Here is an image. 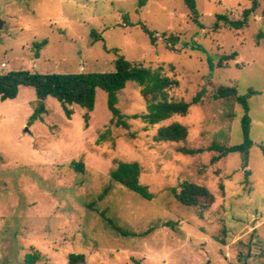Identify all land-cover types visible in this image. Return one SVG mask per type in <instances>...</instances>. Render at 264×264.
Instances as JSON below:
<instances>
[{"label":"rangeland","instance_id":"374dc122","mask_svg":"<svg viewBox=\"0 0 264 264\" xmlns=\"http://www.w3.org/2000/svg\"><path fill=\"white\" fill-rule=\"evenodd\" d=\"M195 1L194 19L185 0H0V74L110 72L124 57L177 80L169 101L198 98L187 116L147 125L130 81L117 95L128 129L112 123L102 90L87 126L85 109L72 105L68 119L51 97L33 118L31 87L0 99V264H68L71 254L85 264H264V0L239 30L218 16L242 20L253 0ZM222 87L247 98L246 167L241 153L213 161L212 146L243 143L244 108L218 97ZM172 123L187 127V141L156 142ZM119 162L140 164L151 201L111 181ZM183 183L206 187L213 205L180 204L172 190Z\"/></svg>","mask_w":264,"mask_h":264},{"label":"trees","instance_id":"16d2710c","mask_svg":"<svg viewBox=\"0 0 264 264\" xmlns=\"http://www.w3.org/2000/svg\"><path fill=\"white\" fill-rule=\"evenodd\" d=\"M185 4L192 13L194 19L198 16L195 0H185ZM146 5V0H140L139 7ZM257 7V0H253V8L243 12L242 20H229L226 16H218L228 28L243 29L248 24V19ZM146 34L151 39V44L156 42L155 33L143 27ZM177 41V39L175 40ZM177 43V42H175ZM46 44V41L40 45ZM236 54L229 55L225 61L232 60ZM224 64L221 63L222 67ZM135 82L141 88V94L147 103V113L143 114L141 119L147 125H158L170 120L174 116H187L189 108L192 104L198 102V98H194L191 103L184 101H169L168 91L178 86L177 80H172L166 76H162L160 72H154L151 69L136 65L120 57L115 61V69L110 72H87L74 74H39L30 71H11L0 74V99L1 101L13 100L17 98L21 87H31L35 90L38 98V107L33 118L45 112L44 102L47 98H55L60 103L64 113L68 119L74 114L72 105H77L86 110L84 120L86 126L90 120V114L94 111L96 105V97L98 90H102L107 94V107L112 114V123L117 127L129 128L126 122L128 116L121 113L118 108V94L126 87L128 82ZM218 97L221 99L235 97L236 101L244 108L245 115L242 118V136L243 143L231 147L212 146L219 155L213 158L218 161L228 156L230 153H241L245 157L243 166H247V155L253 142L250 138V117L249 105L246 97H238L234 88L222 87L219 90ZM139 117V116H135ZM189 132L187 127L180 123H172L162 126L158 129L155 141L159 143H182L186 142ZM179 153L184 155H195L202 152L200 149L180 148ZM77 172H83V163L72 164ZM141 166L137 162L125 163L119 162L117 167L111 171V181L122 185L129 191L137 193L141 197L151 201L153 194L147 186L140 183ZM173 195L176 200L187 207H199L201 209H209L215 199L210 191L203 186L192 183H183L180 190L173 189ZM110 225L117 230L114 223L107 220ZM37 261V260H36ZM86 257L83 254L69 255L68 264H85Z\"/></svg>","mask_w":264,"mask_h":264},{"label":"water","instance_id":"95a60500","mask_svg":"<svg viewBox=\"0 0 264 264\" xmlns=\"http://www.w3.org/2000/svg\"><path fill=\"white\" fill-rule=\"evenodd\" d=\"M2 29V21L0 20V30Z\"/></svg>","mask_w":264,"mask_h":264},{"label":"crops","instance_id":"0c3cea01","mask_svg":"<svg viewBox=\"0 0 264 264\" xmlns=\"http://www.w3.org/2000/svg\"><path fill=\"white\" fill-rule=\"evenodd\" d=\"M2 74H5V73H2Z\"/></svg>","mask_w":264,"mask_h":264}]
</instances>
